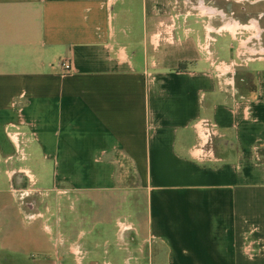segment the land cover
<instances>
[{
    "label": "crops",
    "instance_id": "obj_1",
    "mask_svg": "<svg viewBox=\"0 0 264 264\" xmlns=\"http://www.w3.org/2000/svg\"><path fill=\"white\" fill-rule=\"evenodd\" d=\"M262 21L264 0H0V264H264Z\"/></svg>",
    "mask_w": 264,
    "mask_h": 264
},
{
    "label": "built area",
    "instance_id": "obj_2",
    "mask_svg": "<svg viewBox=\"0 0 264 264\" xmlns=\"http://www.w3.org/2000/svg\"><path fill=\"white\" fill-rule=\"evenodd\" d=\"M207 46L206 49L208 48ZM221 64L222 62L218 61L214 68L216 70L217 77L221 78V81L217 78L220 88L222 90L228 91L233 88L234 81L230 75L228 77L223 78L224 75L220 72L221 69L216 68L219 67ZM61 66L63 67L64 71H68L71 68L68 62H62ZM227 72L230 71L227 70ZM195 129L198 133V141L192 148V151L195 153V158L200 161L215 160L214 142L216 138H219L221 136L219 128L214 122L208 119H200L195 123ZM16 193L18 194L20 200H22L25 195H28L27 191L22 189L17 190ZM71 247L75 259L80 260L84 257V250L79 247L78 243H75L74 245L72 244Z\"/></svg>",
    "mask_w": 264,
    "mask_h": 264
},
{
    "label": "rangeland",
    "instance_id": "obj_3",
    "mask_svg": "<svg viewBox=\"0 0 264 264\" xmlns=\"http://www.w3.org/2000/svg\"><path fill=\"white\" fill-rule=\"evenodd\" d=\"M255 16H256L255 18H257V14ZM262 24H263V28H264V22ZM229 41H230V39H229L228 35H225L224 37H220L219 40H218L217 46H225L226 47L227 44L229 43ZM118 170L125 175V177L124 176L122 177V179H124V181L121 184H122V186H125V190H126V189H128L127 186L133 185V180H134V177L132 175V171L133 170H132L131 167H123V168H119ZM124 172L125 173L129 172V173L126 175ZM129 174L131 176H128ZM22 190H25L28 193V195H25L24 198L21 200L23 207L28 209L30 212L35 213V212H40L39 211V206H38V204H40V205L43 206V210H45L46 212H49L48 211V206H46V205H48V203L50 201H48V199L42 200L41 198H39V199L35 198V197H37L36 195L40 196L41 194H45L46 192L42 193L40 190L35 188L33 184H30V185L26 184L22 188ZM122 224H124V223H122ZM125 228L126 229H128V228L129 229H133V226L130 223H126V225H121L119 223V229L122 230V229H125ZM117 232L121 233L122 231H118L117 230Z\"/></svg>",
    "mask_w": 264,
    "mask_h": 264
}]
</instances>
